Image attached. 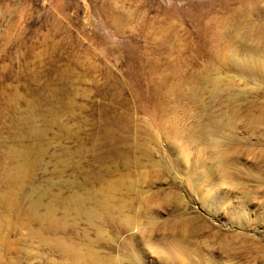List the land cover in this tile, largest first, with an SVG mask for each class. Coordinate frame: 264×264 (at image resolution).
<instances>
[{
    "label": "rangeland",
    "instance_id": "rangeland-1",
    "mask_svg": "<svg viewBox=\"0 0 264 264\" xmlns=\"http://www.w3.org/2000/svg\"><path fill=\"white\" fill-rule=\"evenodd\" d=\"M0 264H264V0H0Z\"/></svg>",
    "mask_w": 264,
    "mask_h": 264
},
{
    "label": "bare ground",
    "instance_id": "bare-ground-1",
    "mask_svg": "<svg viewBox=\"0 0 264 264\" xmlns=\"http://www.w3.org/2000/svg\"><path fill=\"white\" fill-rule=\"evenodd\" d=\"M65 247V246H64Z\"/></svg>",
    "mask_w": 264,
    "mask_h": 264
}]
</instances>
